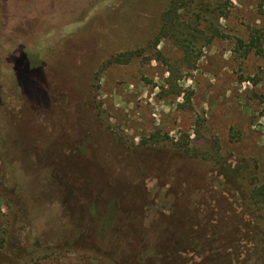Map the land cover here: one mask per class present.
Returning a JSON list of instances; mask_svg holds the SVG:
<instances>
[{
  "label": "rangeland",
  "instance_id": "1",
  "mask_svg": "<svg viewBox=\"0 0 264 264\" xmlns=\"http://www.w3.org/2000/svg\"><path fill=\"white\" fill-rule=\"evenodd\" d=\"M167 3L0 0V264H264V0Z\"/></svg>",
  "mask_w": 264,
  "mask_h": 264
},
{
  "label": "trees",
  "instance_id": "2",
  "mask_svg": "<svg viewBox=\"0 0 264 264\" xmlns=\"http://www.w3.org/2000/svg\"><path fill=\"white\" fill-rule=\"evenodd\" d=\"M216 1L220 4L222 0ZM198 2L201 0H168L162 17L163 25L155 39V47L162 40L169 39L182 52L187 63L195 64L201 58L204 49L221 35L214 25L201 28L206 23V19L202 17L205 12ZM139 54V51L128 52L120 55L119 58L130 61L140 56ZM194 67L195 65H192L190 68ZM251 193L256 205L264 207V186L255 187Z\"/></svg>",
  "mask_w": 264,
  "mask_h": 264
}]
</instances>
